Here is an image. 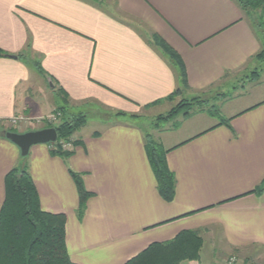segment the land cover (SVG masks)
Returning a JSON list of instances; mask_svg holds the SVG:
<instances>
[{"label": "crops", "instance_id": "obj_1", "mask_svg": "<svg viewBox=\"0 0 264 264\" xmlns=\"http://www.w3.org/2000/svg\"><path fill=\"white\" fill-rule=\"evenodd\" d=\"M154 34L180 57L187 87ZM262 48L237 0H0V49L16 56L0 57V118L30 119L16 127L25 132L60 107L85 115L67 158L37 144L26 161L41 209L66 217L72 262L124 264L185 230L202 246L197 261L181 264H221L232 254L264 262V188L255 192L264 179V97L157 132L175 177L170 201L158 194L149 133L138 123L169 109L176 90L229 89L258 66ZM20 162L0 136V206L4 177ZM69 170L92 193L81 218Z\"/></svg>", "mask_w": 264, "mask_h": 264}, {"label": "trees", "instance_id": "obj_2", "mask_svg": "<svg viewBox=\"0 0 264 264\" xmlns=\"http://www.w3.org/2000/svg\"><path fill=\"white\" fill-rule=\"evenodd\" d=\"M237 2L256 35L261 40L264 39V0H237ZM153 41L178 67L181 83L183 87H187L184 66L176 51L156 34L153 35ZM262 44L264 45L263 41ZM0 57L16 56L0 49ZM256 58L259 60L264 58V48ZM35 65L42 72L38 64ZM176 93L177 90L174 94ZM189 109L191 103L182 100L167 116L183 111L184 116L187 117ZM56 110L61 112V122L55 126L57 140L50 143L51 152L67 158L71 152L62 151L58 145L59 141L70 139L74 130L85 122V115L67 116L63 114L62 107ZM207 112L211 116H216L214 111ZM226 121L227 119H223L221 122ZM3 133L1 131L0 136L4 137ZM73 143L75 144V141ZM144 149L156 180L158 194L165 201L172 200L175 177L166 163L167 150L159 141L152 139L150 134L145 135ZM69 172L77 187V217L81 218L86 200L92 193L83 187L79 174L71 170ZM263 188L264 179L255 192L259 193ZM65 222L66 217L63 213H51L41 209L36 187L26 165L13 167L4 177V200L0 206V264H77L70 260L66 250ZM201 246L202 238L199 233L185 230L170 240L149 244L124 264H181L183 261L197 260ZM248 262L246 261L245 264H250Z\"/></svg>", "mask_w": 264, "mask_h": 264}, {"label": "rangeland", "instance_id": "obj_3", "mask_svg": "<svg viewBox=\"0 0 264 264\" xmlns=\"http://www.w3.org/2000/svg\"><path fill=\"white\" fill-rule=\"evenodd\" d=\"M264 43V39H262ZM264 46V45H263ZM258 66L252 70H248L245 73L236 75L234 77V82L230 86L229 89L223 90L221 92L215 91H206L199 95L195 96H186L183 93H179V91L175 94L176 96L173 97L172 103L170 104V108L167 109L165 112L154 115V116H145L143 117L138 123L145 130V132L150 134V137L156 141L157 140V132L159 130H165L166 128H175L179 125L180 119H186L190 116L196 115L198 113L203 115H209L207 112L208 110L214 111L215 115L220 117L222 111V107L224 103L234 101L237 99V104H247L249 102H253L255 100H260L264 97V58L258 61ZM256 75V76H255ZM257 78V79H256ZM181 92V91H180ZM195 98L196 100H193ZM189 102L191 103V109L188 110L189 116L185 117L183 111L178 112L173 116H167L170 110L176 106V104L180 101ZM239 105V104H238ZM237 105V106H238ZM150 115V114H149ZM162 117L161 119L158 117ZM14 131L18 130L15 127L8 126L6 124H0V132L11 130ZM153 129H157L156 133H152ZM71 139V138H70ZM8 140V139H7ZM10 141V140H8ZM11 142V141H10ZM12 143V142H11ZM14 144V143H13ZM50 145V143H46L44 145ZM15 145V144H14ZM16 146V145H15ZM34 146V145H33ZM57 147V145H55ZM17 147V146H16ZM20 155L21 162L18 164L17 167H21L24 164L26 167L28 166V158L26 156H21L20 150L17 147ZM30 151V150H29ZM200 252V251H199ZM228 257V256H227ZM226 257V258H227ZM199 258V255H198ZM198 260V259H197ZM197 260H190V261H197ZM218 258H214V262H218ZM247 261V260H246ZM246 261L240 262L239 264H245ZM184 262V261H183ZM250 263V262H248ZM252 264V263H250ZM264 264V262L262 263Z\"/></svg>", "mask_w": 264, "mask_h": 264}, {"label": "water", "instance_id": "obj_4", "mask_svg": "<svg viewBox=\"0 0 264 264\" xmlns=\"http://www.w3.org/2000/svg\"><path fill=\"white\" fill-rule=\"evenodd\" d=\"M3 135L19 148L21 156L28 155L33 145L54 143L57 140L55 127H43L25 132L4 131Z\"/></svg>", "mask_w": 264, "mask_h": 264}, {"label": "built area", "instance_id": "obj_5", "mask_svg": "<svg viewBox=\"0 0 264 264\" xmlns=\"http://www.w3.org/2000/svg\"><path fill=\"white\" fill-rule=\"evenodd\" d=\"M61 112L58 110H54L52 113L39 117L35 120L36 123L43 125V126H51L55 127L61 122ZM30 119L25 118L23 116H11L9 118H0V124H6L11 127H20L22 125H28L30 123ZM56 142V141H55ZM74 141L72 139L68 140H60L59 141V148L62 151H71L74 146ZM240 261L236 255H229L227 258L223 260L221 264H239Z\"/></svg>", "mask_w": 264, "mask_h": 264}]
</instances>
